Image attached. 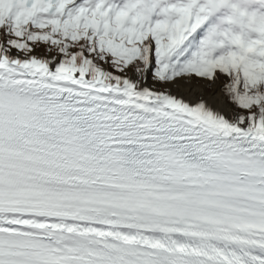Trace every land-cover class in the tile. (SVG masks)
<instances>
[{
	"label": "snow or ice",
	"instance_id": "snow-or-ice-1",
	"mask_svg": "<svg viewBox=\"0 0 264 264\" xmlns=\"http://www.w3.org/2000/svg\"><path fill=\"white\" fill-rule=\"evenodd\" d=\"M0 264H264V0H0Z\"/></svg>",
	"mask_w": 264,
	"mask_h": 264
}]
</instances>
